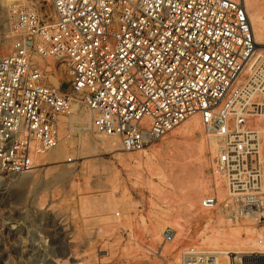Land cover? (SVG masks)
<instances>
[{"label":"built area","instance_id":"2783aa9c","mask_svg":"<svg viewBox=\"0 0 264 264\" xmlns=\"http://www.w3.org/2000/svg\"><path fill=\"white\" fill-rule=\"evenodd\" d=\"M45 1L52 21L34 5L11 11L13 47L0 53V172L30 173L37 156L60 145L61 119L72 114L77 94L94 131L117 138L125 151H143L197 117L216 142L212 173L225 190L220 198L215 188L199 208L250 221L264 239V53L245 3ZM49 59L68 70V89L50 82ZM175 236L167 228L158 247L144 246L140 264H171L174 252L163 253ZM179 264H264V250L188 246Z\"/></svg>","mask_w":264,"mask_h":264},{"label":"rangeland","instance_id":"374dc122","mask_svg":"<svg viewBox=\"0 0 264 264\" xmlns=\"http://www.w3.org/2000/svg\"><path fill=\"white\" fill-rule=\"evenodd\" d=\"M248 3V13H257L264 26V0ZM17 5H34L53 20L45 0H0L1 54L13 47L9 10ZM256 49L264 53V46ZM46 62L50 82L68 89L67 69ZM81 96L61 119V142L50 159L39 157L27 174L0 172V264H140L144 246L158 247L167 228L176 231L163 253L174 252L171 264H179L188 246L238 255L264 250L250 221L232 223L219 211L199 208L215 188L225 196L223 180L213 177L211 140L199 118L185 120L143 151H125L117 138L94 131ZM194 120L200 128L184 130ZM106 199L110 205L101 212Z\"/></svg>","mask_w":264,"mask_h":264},{"label":"bare ground","instance_id":"6f19581e","mask_svg":"<svg viewBox=\"0 0 264 264\" xmlns=\"http://www.w3.org/2000/svg\"><path fill=\"white\" fill-rule=\"evenodd\" d=\"M235 1H241V2H243V3H245V5H246V8H247V10H248V6H249V3H248V0H235ZM9 14H10V16H12V13H11V11L9 10ZM249 16H250V19H251V23H252V26H253V30H254V35H255V41H256V48L257 47H259V46H264V44H262V43H260V38H261V36H262V34H263V29H262V27H261V17L257 14V13H251V14H249ZM263 26V25H262ZM264 27V26H263ZM260 40V41H259ZM4 47L5 45L3 44V43H0V47ZM257 50H259V49H257ZM62 68H64L65 70H66V68L65 67H62ZM63 69V70H64ZM64 70V71H65ZM68 71V70H67ZM64 73V72H63ZM84 122H85V120H84ZM91 123V122H90ZM91 127H92V125H91ZM200 128V126H199V123H198V120H194V121H191V122H189L188 124H186L185 126H184V130H190V131H192V130H198ZM204 131V130H203ZM197 132H199V131H197ZM200 133V132H199ZM209 140V139H208ZM210 140H211V145H210V149H211V154L214 152V150L216 149V142L212 139V138H210ZM111 141V140H110ZM110 141H108L109 143H110ZM111 142H113V141H111ZM210 142V141H209ZM108 144V143H107ZM111 144V143H110ZM113 144L114 143H112V145H111V147H114L113 146ZM115 145V144H114ZM108 146V145H107ZM116 147V146H115ZM56 149V148H55ZM113 149V148H112ZM54 150V149H53ZM52 150V151H53ZM213 151V152H212ZM49 153V152H48ZM48 153H46V154H44V155H46V157L45 158H49V156L51 155L50 153L48 154ZM44 155H40V156H37V158L35 159V161L39 158V157H41V156H44ZM50 159V158H49ZM35 167H36V165H35ZM107 199H109V198H107ZM106 199V201L104 200V201H101V202H103V203H99V207H98V210L99 211H104V210H106L108 207H109V203H108V201L109 200H107ZM98 204V203H97ZM206 252H212V251H208V250H206ZM214 253H222V252H214ZM223 254V253H222Z\"/></svg>","mask_w":264,"mask_h":264}]
</instances>
